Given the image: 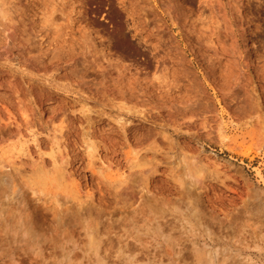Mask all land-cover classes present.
I'll return each instance as SVG.
<instances>
[{
  "label": "rangeland",
  "instance_id": "1",
  "mask_svg": "<svg viewBox=\"0 0 264 264\" xmlns=\"http://www.w3.org/2000/svg\"><path fill=\"white\" fill-rule=\"evenodd\" d=\"M263 65L264 0H0V264H264Z\"/></svg>",
  "mask_w": 264,
  "mask_h": 264
},
{
  "label": "bare ground",
  "instance_id": "2",
  "mask_svg": "<svg viewBox=\"0 0 264 264\" xmlns=\"http://www.w3.org/2000/svg\"><path fill=\"white\" fill-rule=\"evenodd\" d=\"M9 31H10V29H9ZM8 31V32H9ZM9 33H11V32H9ZM12 34V33H11ZM91 34H92V36L96 39L97 38V33L94 31V29H93V31L91 32ZM8 35V34H7ZM13 36H14V34H13ZM12 36V37H13ZM8 38H9V36H8ZM11 38V37H10ZM99 39V38H98ZM97 39V40H98ZM96 40V41H97ZM12 42V41H11ZM253 43V42H252ZM20 44V43H19ZM23 44V43H22ZM5 46V45H4ZM28 46V45H27ZM26 46V47H27ZM22 48H24V47H22ZM7 49V48H6ZM104 49V48H103ZM5 50V49H4ZM12 50V49H11ZM26 50V49H25ZM7 51H8V49H7ZM28 51V50H27ZM104 51H105V49H104ZM101 53V52H100ZM107 53V56L108 55H110L111 57H110V59L113 57V53H111L110 52V50L109 49H106V52H105V54ZM256 53V52H255ZM105 57H106V55H105ZM107 58V57H106ZM115 58V57H114ZM31 59V58H30ZM34 59V58H33ZM32 60V59H31ZM30 60V61H31ZM259 60V59H258ZM258 60H256V61H258ZM179 62V61H178ZM182 63V62H181ZM180 64V63H179ZM264 66V65H263ZM180 70V69H179ZM185 73V72H184ZM166 74V73H165ZM171 74V73H170ZM183 74V73H182ZM166 75H168V74H166ZM227 75V74H226ZM164 76V75H163ZM168 77V76H167ZM232 77V76H231ZM162 78H165V76L164 77H162ZM167 79V78H166ZM169 80V79H168ZM175 80V79H174ZM177 80V79H176ZM163 81H165V80H163ZM167 81V80H166ZM169 82H170V80H169ZM159 82H157L156 84H158ZM160 83H161V81H160ZM165 83V82H164ZM168 83V82H167ZM167 83H166V85H167ZM173 83V82H172ZM175 83V82H174ZM163 84V83H162ZM171 84V83H170ZM166 85H165V88H166ZM175 85V84H174ZM158 86H160V84L158 85ZM164 86V85H163ZM176 86V85H175ZM157 87V86H156ZM156 87H154L155 89H156V91H157V88ZM171 87V86H170ZM168 88H169V86H168ZM154 89V90H155ZM160 90V89H159ZM161 91V90H160ZM159 91V92H160ZM166 92H168V90L166 91ZM162 93V92H161ZM185 93V92H184ZM193 93V92H192ZM195 94V93H194ZM172 95V94H171ZM160 96V95H159ZM179 96V95H178ZM169 97H170V95H169ZM160 98V97H159ZM179 100H181V99H179ZM188 101V100H187ZM180 103H182V102H180ZM187 103V102H186ZM189 103V102H188ZM183 105V104H182ZM185 158V157H184ZM184 158H182L181 157V159L177 162L179 165H182V168H183V173H182V175L184 176V179L183 180H180V177H179V179L177 180V182H179V185L180 186H183V185H186L187 186V189H188V191H187V196H193L194 195V191H193V188H199V181H200V177H199V175H200V172H199V175H198V170H192V169H194L193 167H192V169H191V167H189L190 165H192V164H190V165H188V163H186V159H184ZM185 160V161H184ZM176 163V164H177ZM177 168V167H176ZM201 170H203V169H201ZM200 170V168H199V171H201ZM136 175V174H135ZM181 175V176H182ZM146 177V176H145ZM145 177H144V174L142 173L141 175H139V176H135V177H133V178H131V179H129L128 181H127V185H126V190H125V195H126V197H127V200L126 201H128V200H131V199H137V198H139V195H140V193L141 192H143L144 190H145V188L146 187H148L147 185V181L148 180H146L145 179ZM2 178V177H1ZM148 179V178H147ZM127 180V179H126ZM2 181V180H1ZM119 182V181H118ZM1 183V182H0ZM124 183H126V182H124ZM1 186V185H0ZM3 189V188H2ZM148 189V188H147ZM197 190V189H196ZM147 192V191H146ZM145 192V193H146ZM195 195H196V192H195ZM57 196H59V195H57ZM55 197V196H54ZM182 198V197H181ZM61 199H62V197H61ZM64 199V198H63ZM67 200V198H65L64 199V201L65 202H67L66 201ZM191 200V199H190ZM54 201V200H53ZM56 202L57 201H60V198L58 199H56L55 200ZM62 201V200H61ZM58 202L57 204H61V203H63V202ZM64 202V203H65ZM55 203V202H54ZM63 203V204H64ZM192 203H193V201H192ZM56 204V203H55ZM54 205V204H53ZM62 205V204H61ZM57 207H58V205H57ZM12 208H14V207H12ZM56 208V207H55ZM11 209V208H10ZM5 210V209H4ZM55 210V209H54ZM2 211V210H1ZM9 211V210H8ZM143 211V210H142ZM160 211V210H159ZM14 211H10L9 213H6L7 214V217H5L4 219V222L3 223H5V221L9 224V225H11V230H12V226L14 227V229L15 230H17V231H19V232H24V233H28L32 238L34 237V236H36V233H35V229H36V226H34L35 225V222L33 221V220H31V219H29V217L27 216V215H25V214H23V213H20V215H17L16 214V212H14ZM145 212V211H144ZM143 212V213H144ZM34 213V212H33ZM193 213V212H192ZM6 214H5V216H6ZM35 214V213H34ZM66 214H68V212L66 213ZM145 214V213H144ZM169 216V215H168ZM168 216L167 215H162L161 217H156L155 216V219H151V221L153 222V220H157L158 221V229L160 230V231H162V233H165V231L167 232H171V231H173L174 230V224H173V221L170 219V218H168ZM1 217H2V215H1ZM63 217V220L61 219ZM146 217V216H145ZM144 217V218H145ZM60 222L62 221V223L64 222V224H67V225H69V226H71V227H74V229L72 228L71 229V231L70 232H73V230H76V224L77 223H75V221H72V218L70 219V217L67 219V218H64V216H61L60 217ZM141 219V218H140ZM145 222H147L146 221V219L144 220ZM201 221V220H200ZM141 222V221H140ZM150 223V222H149ZM212 223V222H211ZM3 225V224H2ZM5 226H7L8 227V225H5ZM68 227V226H67ZM176 227V226H175ZM9 228V227H8ZM90 228V227H89ZM7 229V228H6ZM19 229V230H18ZM16 232V231H15ZM36 232H38V231H36ZM3 233V232H2ZM1 233V234H2ZM39 233H40V231H39ZM74 233V232H73ZM22 234V233H21ZM75 234V233H74ZM16 236V235H15ZM20 236H22V235H20ZM73 236V235H72ZM7 237V236H6ZM69 237V236H68ZM18 238V237H17ZM26 239H27V237H26ZM34 239V238H33ZM112 238H109V240H111ZM1 241V240H0ZM2 242V241H1ZM7 242V241H6ZM23 243V242H22ZM35 243V242H34ZM181 244V243H180ZM19 245V244H18ZM127 245L129 246V248H131V251H132V253L134 252L135 253V251H137V252H139L138 250H136V249H134V248H136V247H134L135 246V243H133V242H128L127 243ZM1 246V245H0ZM8 246V245H7ZM178 246V245H177ZM188 246V245H187ZM187 246H186V244H183V247H181L180 249V253H181V255L183 256V255H186V253H187V251H188V249H187ZM20 247V246H19ZM19 247H15L13 250H12V253H17L20 249H21V247H20V249H18ZM134 247V248H133ZM1 248V247H0ZM128 248V250H130ZM138 248H140V247H138ZM189 248V247H188ZM134 249V250H133ZM141 249V248H140ZM23 250H25V249H21V251L20 252H22ZM176 250H177V248H176ZM144 252H145V250H144ZM26 253H27V251H26ZM26 253H24V254H26ZM130 252H128V254H129ZM140 253V252H139ZM22 254V253H21ZM141 254V253H140ZM148 254V253H147ZM20 255V254H19ZM18 255V256H19ZM137 255H138V253H137ZM143 255V254H142ZM146 255V254H145ZM26 256V255H25ZM136 256V255H135ZM134 256V257H135ZM19 257H21V256H19ZM184 257V256H183ZM186 257V256H185ZM31 259V258H30ZM24 261V260H23ZM21 262H22V260H21Z\"/></svg>",
  "mask_w": 264,
  "mask_h": 264
}]
</instances>
